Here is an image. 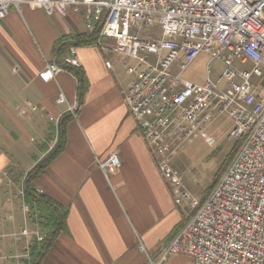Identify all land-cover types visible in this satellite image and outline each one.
<instances>
[{"label":"crops","instance_id":"crops-1","mask_svg":"<svg viewBox=\"0 0 264 264\" xmlns=\"http://www.w3.org/2000/svg\"><path fill=\"white\" fill-rule=\"evenodd\" d=\"M61 38L68 40L56 53ZM113 46L99 35L93 39L82 13L71 10L48 16L23 4L0 20V264L21 263L37 242L24 182L59 147L32 181L65 213L64 230L41 264H147L191 219L189 201L175 202L152 146L128 114L124 95L133 76L125 66L134 62ZM69 48L79 67L41 82L45 64L62 61ZM58 93L75 108V118L57 104ZM113 153L120 167L102 172L98 163ZM24 228L28 237L16 240ZM163 264L193 263L173 255Z\"/></svg>","mask_w":264,"mask_h":264},{"label":"built area","instance_id":"built-area-1","mask_svg":"<svg viewBox=\"0 0 264 264\" xmlns=\"http://www.w3.org/2000/svg\"><path fill=\"white\" fill-rule=\"evenodd\" d=\"M23 4L48 16L82 13L87 31L99 30V39L111 40L114 52L134 62L125 66L133 76L126 109L153 147L158 173L174 190L175 202L188 200L193 211L147 264H163L173 255L193 264H264V0H0V20ZM148 29L158 34L149 36ZM200 55L208 58L205 81L184 82L182 74ZM212 62L221 66L215 80ZM105 66L111 68L109 62ZM78 67L76 50L69 48L62 61L47 62L38 79L53 82ZM56 102L75 118L62 93ZM215 113L231 121L227 138L239 147L200 202L180 189L178 172L169 165L175 154L169 141L184 142L197 130L210 144L201 125ZM98 166L105 173L118 169L120 160L113 153ZM28 235L24 228L14 236ZM36 239L42 240L38 234Z\"/></svg>","mask_w":264,"mask_h":264},{"label":"rangeland","instance_id":"rangeland-1","mask_svg":"<svg viewBox=\"0 0 264 264\" xmlns=\"http://www.w3.org/2000/svg\"><path fill=\"white\" fill-rule=\"evenodd\" d=\"M145 32L149 36L158 34L155 29H148ZM207 62L208 58L200 55L184 71L181 79L184 82L201 85L205 81ZM211 67L215 72L211 78L215 80L220 74L221 66L218 62H212ZM201 127L204 128L206 137H209L212 141L210 144L197 130L184 142L174 138H170L169 141L175 150V156L169 160V163L170 167L178 172L181 184L180 189L187 194L189 199L197 201L202 196H207L210 193L213 186L220 179L218 177L228 168L239 147V142L230 141L227 138L232 128V123L226 116L215 113ZM183 202L182 205H187L186 201ZM38 236L43 238L41 232ZM26 259L28 257L23 260ZM23 260L18 263L22 264Z\"/></svg>","mask_w":264,"mask_h":264},{"label":"trees","instance_id":"trees-1","mask_svg":"<svg viewBox=\"0 0 264 264\" xmlns=\"http://www.w3.org/2000/svg\"><path fill=\"white\" fill-rule=\"evenodd\" d=\"M98 35L99 30H94L91 32V37L93 39ZM67 40L68 38H61L55 43L54 50L56 53L65 47ZM77 96L78 100L80 101L82 98V90L80 88L78 90ZM59 151L60 147L57 148L39 167L31 171L24 182L23 201L29 207V219L36 223V225L39 227L43 238L40 242L37 241L32 245L28 254V259L24 260L22 264H41L44 255L51 247L52 243L64 230V211L45 196L39 195L32 186V181L39 174L42 167ZM221 175L218 177V179L221 177Z\"/></svg>","mask_w":264,"mask_h":264}]
</instances>
